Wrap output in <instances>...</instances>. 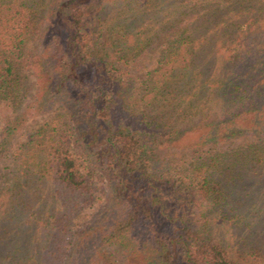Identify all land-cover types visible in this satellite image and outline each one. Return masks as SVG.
Returning a JSON list of instances; mask_svg holds the SVG:
<instances>
[{
	"label": "trees",
	"instance_id": "obj_1",
	"mask_svg": "<svg viewBox=\"0 0 264 264\" xmlns=\"http://www.w3.org/2000/svg\"><path fill=\"white\" fill-rule=\"evenodd\" d=\"M2 167L0 264H264V0H0Z\"/></svg>",
	"mask_w": 264,
	"mask_h": 264
},
{
	"label": "rangeland",
	"instance_id": "obj_2",
	"mask_svg": "<svg viewBox=\"0 0 264 264\" xmlns=\"http://www.w3.org/2000/svg\"><path fill=\"white\" fill-rule=\"evenodd\" d=\"M29 43H30V41H29ZM157 53H158V50L156 48L148 49L147 53L144 56L145 70L152 67V65L154 64L155 59L157 57ZM144 71H142L140 73V78L143 77ZM20 73L23 77V83L26 85L25 86L27 89L26 99H28L31 97L34 79H33L31 72L24 67H22L20 69ZM43 119H44V115L32 116L27 120L26 127L30 128L31 126L42 121ZM18 137L20 139V137H22V133H20ZM179 141L180 142L177 143L178 147L184 148L183 147L184 145H187L188 143H190L192 141V135L189 133L184 134L181 137V140H179ZM72 146L74 148L75 154L80 158L81 162H83V155H82V151L80 150L79 146H77V144L74 142L72 143ZM185 147H187V146H185ZM191 154H192L191 151H188L185 149H181V150L180 149H173L170 151L169 154H167V158H169V160H171L172 163H174V164H172L174 166V168H180L183 166L184 161H186L187 158L189 157V155H191ZM3 165H5V164H3ZM6 172H8V170L5 169L4 167H2V169H0V181H1V177H2L3 173H6ZM99 183L102 184L103 181L100 180ZM101 184H100V186H102ZM90 211H91V208H88L85 211H83V213L80 215V217L78 219V224L76 226H74V230L80 229V227L82 226V223H83V219L86 217V214H88ZM112 250L116 256V259L118 261H121L123 259V256H122V253L120 252V250L116 247H113ZM106 264H115V262L111 260V261H107Z\"/></svg>",
	"mask_w": 264,
	"mask_h": 264
}]
</instances>
